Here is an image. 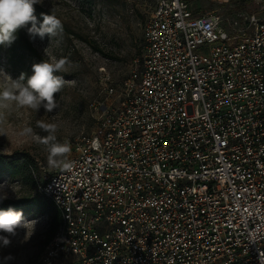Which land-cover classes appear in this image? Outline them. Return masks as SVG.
Returning <instances> with one entry per match:
<instances>
[{"label": "built area", "instance_id": "1", "mask_svg": "<svg viewBox=\"0 0 264 264\" xmlns=\"http://www.w3.org/2000/svg\"><path fill=\"white\" fill-rule=\"evenodd\" d=\"M191 2L155 0L39 184L61 222L35 264H264V0Z\"/></svg>", "mask_w": 264, "mask_h": 264}, {"label": "rangeland", "instance_id": "2", "mask_svg": "<svg viewBox=\"0 0 264 264\" xmlns=\"http://www.w3.org/2000/svg\"><path fill=\"white\" fill-rule=\"evenodd\" d=\"M191 1L195 8L213 5L210 0ZM154 5L155 0H41L35 5L38 21L42 22L41 13L61 19L62 33L51 39L46 35L43 40H31L27 29L18 32L11 46L0 45V71L13 79L22 73L27 78L34 63L65 58L69 62L67 70L58 74L66 83L56 95L58 107L52 112L33 111L15 103L0 108V156L25 159L39 182L57 171L59 168L48 166L44 140L49 133L40 125L55 124V135L61 143L93 132L96 114L89 104L104 95L105 86L118 87L127 78L144 47V23ZM5 183L15 192L9 189L3 201L19 202L37 195L36 186L29 180L0 173V185ZM21 208L25 220L37 221L36 230L27 242H21V232L10 247L0 250V256L11 253L14 259L9 264H35L46 248L53 213L29 211L25 205Z\"/></svg>", "mask_w": 264, "mask_h": 264}, {"label": "clouds", "instance_id": "3", "mask_svg": "<svg viewBox=\"0 0 264 264\" xmlns=\"http://www.w3.org/2000/svg\"><path fill=\"white\" fill-rule=\"evenodd\" d=\"M38 4H41V0H0V45L11 46L21 29H27L31 40L36 37L43 40L46 35L51 39L62 33L63 23L56 15L41 13L42 22L38 21L34 7ZM68 63L65 58L44 59L32 65V74L27 78L22 73L13 79L9 74L0 71V108L15 103L18 107L33 111L44 109L52 112L58 107L56 95L66 83L65 77L58 73L66 71ZM40 126L49 133L44 140L48 166L70 170V144L57 141L55 124ZM28 132L30 133L31 129ZM9 189L15 192L7 183L0 185V202L8 198ZM23 217L22 210L11 207L0 210V250L10 247L13 239L20 237L21 232V242L31 239L37 221L25 220ZM13 259L11 253L8 256H0V264H9Z\"/></svg>", "mask_w": 264, "mask_h": 264}, {"label": "trees", "instance_id": "4", "mask_svg": "<svg viewBox=\"0 0 264 264\" xmlns=\"http://www.w3.org/2000/svg\"><path fill=\"white\" fill-rule=\"evenodd\" d=\"M18 32L23 33L24 29H21ZM141 53L138 56H140ZM31 167L32 166H30V164L23 158L16 157L12 159H5L0 156V173H5L11 177H19L22 181L29 180L31 184L36 186L37 194L36 196L23 198L19 202L2 201L0 202V210H7L11 207L19 211L22 209L21 206L25 205L26 210L29 211H51L53 214L50 220V226L47 232L46 240L44 242L45 245H48V241L54 236L60 225L61 215L52 200L39 193L38 186L43 182H39V180H36L34 176H32Z\"/></svg>", "mask_w": 264, "mask_h": 264}]
</instances>
